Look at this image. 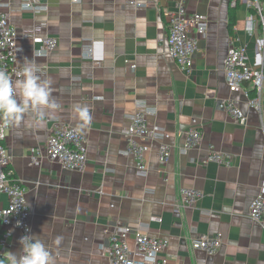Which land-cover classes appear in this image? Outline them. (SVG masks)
I'll return each mask as SVG.
<instances>
[{
  "label": "crops",
  "instance_id": "1",
  "mask_svg": "<svg viewBox=\"0 0 264 264\" xmlns=\"http://www.w3.org/2000/svg\"><path fill=\"white\" fill-rule=\"evenodd\" d=\"M24 1L1 0L26 68L16 97L6 102V144L26 187L31 243L42 249L46 264H110L104 246L118 224L167 238L166 264H264V229L249 217L264 180V86L259 111L246 96L255 95L253 84L231 92L224 72L232 45H247L255 61L262 31L252 0H187L190 13H204L210 22L190 72L168 54L166 42L165 14L180 0H47L48 11L38 14L21 10ZM42 23L46 27L35 30ZM46 35L57 37L59 47L41 56L36 52ZM230 97L247 115L245 124L219 106ZM138 100L155 108L148 121L169 134L172 147L162 165L158 142H150L146 176L123 153ZM52 117L83 129L85 171L46 158L33 163L34 150L45 153ZM194 118L203 140L181 152ZM210 148L231 155L230 164L207 161ZM181 186L203 192L195 207L180 206ZM0 199L7 204L4 194ZM217 233L223 238L218 253L190 248L192 238ZM129 244L135 248L133 237ZM6 253L19 259L16 230Z\"/></svg>",
  "mask_w": 264,
  "mask_h": 264
},
{
  "label": "built area",
  "instance_id": "2",
  "mask_svg": "<svg viewBox=\"0 0 264 264\" xmlns=\"http://www.w3.org/2000/svg\"><path fill=\"white\" fill-rule=\"evenodd\" d=\"M256 18L261 26L262 36L257 40L255 61H249L247 45H232L224 60L226 82L231 92H243L245 83L253 84L255 95L246 92L249 106L256 110L262 109V89L264 86V0H252ZM158 8L157 5H153ZM0 0V100L5 103L0 111V196L4 194L7 204L2 205L0 199V264H46L42 249L32 245L31 209L26 197V187L15 174L12 158L6 144L11 128V112L6 102L17 95V83L26 73L21 62L22 47L18 44L17 32L9 16L1 12ZM21 10L34 14L48 11L47 0H25ZM168 19L167 47L168 54L184 71L194 68L195 54L200 40L209 29L208 16L201 12L190 13L187 0H180L174 11L165 14ZM45 23L39 24L35 30H42ZM41 46L37 54L49 55L59 47L57 37L46 35L40 40ZM93 48H95L92 45ZM92 48V50H93ZM93 52V51H92ZM135 67V65H132ZM39 69H36L37 72ZM137 110L131 116L130 125L124 130L128 145L124 154L136 159L137 172L142 176L148 174L145 161L146 154L151 150V141H157L158 161L164 165L169 162L172 147L167 142L170 137L159 126H152L148 121L150 114L156 113L155 108L148 106L144 100H138ZM219 106L226 110L237 122L245 124L247 115L232 97L221 100ZM52 126L49 132L45 153L37 149L33 152V163L39 165L46 158L58 162L71 171H85L88 164V140L82 128L65 123L58 117L50 118ZM193 126L183 134L181 152H188L200 145L203 132L198 120H192ZM207 161L230 164L231 155L210 148ZM203 197V192L194 187L181 186L179 189V204L182 207H195ZM249 217L258 222L264 229V180L259 185L256 198L252 201ZM20 233L21 253L18 260L8 258L7 249L11 246L13 231ZM108 243L104 246L105 254L110 264H166L167 259L161 257L169 245L164 237L153 236L148 232L134 230L128 225L118 224L108 231ZM133 237L135 248L129 244ZM223 245L221 234L201 235L192 238L190 248L202 250L214 255Z\"/></svg>",
  "mask_w": 264,
  "mask_h": 264
},
{
  "label": "trees",
  "instance_id": "3",
  "mask_svg": "<svg viewBox=\"0 0 264 264\" xmlns=\"http://www.w3.org/2000/svg\"><path fill=\"white\" fill-rule=\"evenodd\" d=\"M233 16V15H232ZM235 20L232 18V21H231V25L233 26L234 25V22ZM4 106H5V103L3 101L0 100V111H2L4 109Z\"/></svg>",
  "mask_w": 264,
  "mask_h": 264
}]
</instances>
